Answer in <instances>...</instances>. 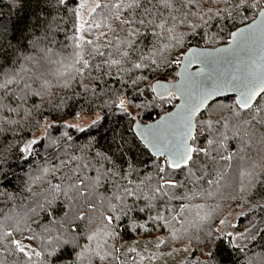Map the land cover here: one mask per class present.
I'll return each instance as SVG.
<instances>
[{
    "label": "snow or ice",
    "instance_id": "1",
    "mask_svg": "<svg viewBox=\"0 0 264 264\" xmlns=\"http://www.w3.org/2000/svg\"><path fill=\"white\" fill-rule=\"evenodd\" d=\"M7 3L0 264H264V0Z\"/></svg>",
    "mask_w": 264,
    "mask_h": 264
},
{
    "label": "trees",
    "instance_id": "2",
    "mask_svg": "<svg viewBox=\"0 0 264 264\" xmlns=\"http://www.w3.org/2000/svg\"><path fill=\"white\" fill-rule=\"evenodd\" d=\"M0 11H2L4 13V17L3 19H7L8 18V14H9V6L7 3V0H0ZM21 15H23V13H21ZM60 39L62 40L63 37L61 36ZM71 103V101H70ZM166 108H168L169 106H165ZM159 112V109H155L151 112V119H157V115L156 113ZM144 119H148V115L146 114L144 117ZM74 135H80L79 133H73ZM84 137H81V139H83ZM244 223H247V221H244ZM264 241H261L258 239V241L253 244V245H249L250 248H252L253 252H261L262 250H264ZM179 257H177L176 259H169L167 261V264H177ZM243 259L242 255H237V254H233L230 258H227V264H240V261Z\"/></svg>",
    "mask_w": 264,
    "mask_h": 264
},
{
    "label": "water",
    "instance_id": "3",
    "mask_svg": "<svg viewBox=\"0 0 264 264\" xmlns=\"http://www.w3.org/2000/svg\"><path fill=\"white\" fill-rule=\"evenodd\" d=\"M193 70H195V69H193Z\"/></svg>",
    "mask_w": 264,
    "mask_h": 264
}]
</instances>
